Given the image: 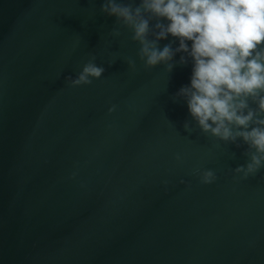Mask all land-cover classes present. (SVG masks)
Here are the masks:
<instances>
[{
  "label": "water",
  "instance_id": "obj_1",
  "mask_svg": "<svg viewBox=\"0 0 264 264\" xmlns=\"http://www.w3.org/2000/svg\"><path fill=\"white\" fill-rule=\"evenodd\" d=\"M102 3L0 0V264H264V164L236 172L252 150L177 95L190 64L146 67Z\"/></svg>",
  "mask_w": 264,
  "mask_h": 264
},
{
  "label": "clouds",
  "instance_id": "obj_2",
  "mask_svg": "<svg viewBox=\"0 0 264 264\" xmlns=\"http://www.w3.org/2000/svg\"><path fill=\"white\" fill-rule=\"evenodd\" d=\"M100 10L131 29L146 67L167 63L177 53L179 63L190 64L188 84L177 95L202 131L222 140L239 138L252 150L236 172L246 176L264 164V0H139L135 8L103 0ZM149 18L156 21L151 41ZM166 38L176 47L156 46ZM102 72L86 63L70 86L89 84ZM211 178L208 171L202 181Z\"/></svg>",
  "mask_w": 264,
  "mask_h": 264
}]
</instances>
